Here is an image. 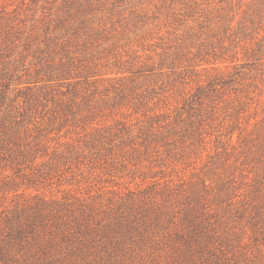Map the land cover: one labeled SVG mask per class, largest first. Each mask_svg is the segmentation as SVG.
I'll list each match as a JSON object with an SVG mask.
<instances>
[{"label":"rangeland","instance_id":"374dc122","mask_svg":"<svg viewBox=\"0 0 264 264\" xmlns=\"http://www.w3.org/2000/svg\"><path fill=\"white\" fill-rule=\"evenodd\" d=\"M0 264H264V0H0Z\"/></svg>","mask_w":264,"mask_h":264}]
</instances>
